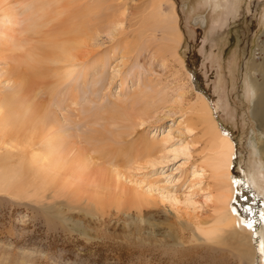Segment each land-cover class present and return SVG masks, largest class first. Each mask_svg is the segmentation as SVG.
Instances as JSON below:
<instances>
[{
	"label": "rangeland",
	"instance_id": "374dc122",
	"mask_svg": "<svg viewBox=\"0 0 264 264\" xmlns=\"http://www.w3.org/2000/svg\"><path fill=\"white\" fill-rule=\"evenodd\" d=\"M85 2L94 20L76 68L60 86L49 82L59 90L49 106L75 98L72 111L56 113L82 140L88 166L71 186H0V264H264V127L251 83L262 80L251 64L262 61L264 0H167L174 49L163 26L137 15L145 1ZM9 78L0 62V101L19 84ZM197 95L233 144L229 208L250 233V253L199 231L218 203L216 181L200 175L205 142L190 121Z\"/></svg>",
	"mask_w": 264,
	"mask_h": 264
},
{
	"label": "bare ground",
	"instance_id": "6f19581e",
	"mask_svg": "<svg viewBox=\"0 0 264 264\" xmlns=\"http://www.w3.org/2000/svg\"><path fill=\"white\" fill-rule=\"evenodd\" d=\"M143 1L145 4L141 3L137 15L141 19L148 14V22L163 26L165 36L172 38L167 46L174 49L180 42L175 11L169 12L171 15L163 12L167 0ZM86 4L85 0H0V62L9 65V80H19V84L13 82L15 90L0 101L2 187L26 180L35 187L58 181L71 186L84 176L88 160L79 155L77 149L82 140L76 142L70 138L56 113L60 109L72 111L70 107L76 105L75 98L67 94L64 103L60 102L61 106L56 105L55 109L49 104L59 92L50 83L60 86L61 80L65 81L79 62L80 44L88 37V22L94 20ZM122 15L120 13L116 20L120 21ZM110 20L115 21L114 18ZM261 53L262 61L252 62L251 70L258 71L262 80L251 78V83L255 93L253 114L264 127V48ZM61 71L64 76L56 78ZM23 75H27V81L21 79ZM32 85L40 88V95H45L44 99L40 97V102L31 94ZM191 105V128L199 129L205 142L206 158L200 175L209 172L217 184L218 214L210 227H200L199 231L214 243L220 240L219 235L223 238L227 235L234 239L233 245H240L241 252L250 253V233L239 226V219L229 208L234 195L233 144L228 134L218 129L211 108L202 96L197 95ZM61 116L67 119L64 114Z\"/></svg>",
	"mask_w": 264,
	"mask_h": 264
}]
</instances>
